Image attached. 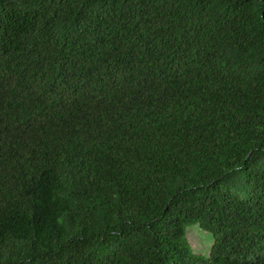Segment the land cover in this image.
Returning <instances> with one entry per match:
<instances>
[{"label":"trees","instance_id":"1","mask_svg":"<svg viewBox=\"0 0 264 264\" xmlns=\"http://www.w3.org/2000/svg\"><path fill=\"white\" fill-rule=\"evenodd\" d=\"M0 264H264V0H0Z\"/></svg>","mask_w":264,"mask_h":264},{"label":"rangeland","instance_id":"2","mask_svg":"<svg viewBox=\"0 0 264 264\" xmlns=\"http://www.w3.org/2000/svg\"><path fill=\"white\" fill-rule=\"evenodd\" d=\"M187 239L196 252L204 255L210 253L213 244V235L200 227L198 224L187 227Z\"/></svg>","mask_w":264,"mask_h":264}]
</instances>
